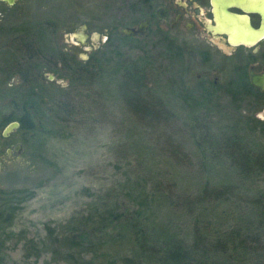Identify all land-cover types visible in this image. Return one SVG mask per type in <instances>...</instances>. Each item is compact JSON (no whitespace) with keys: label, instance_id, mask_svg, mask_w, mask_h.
Instances as JSON below:
<instances>
[{"label":"rangeland","instance_id":"obj_1","mask_svg":"<svg viewBox=\"0 0 264 264\" xmlns=\"http://www.w3.org/2000/svg\"><path fill=\"white\" fill-rule=\"evenodd\" d=\"M129 2L16 0L8 4L0 0V90L20 87L26 78L41 76L50 92L46 101L59 98L62 88H73L78 103L67 121L54 124L53 131L33 136L34 141L25 139L30 131L18 127L4 136V126L0 128V189L30 193L19 203L11 225L0 221V264H66L53 260L48 251L38 258L27 257L25 243L28 239L43 240L48 225H61L83 213L94 198L92 194L114 192L127 178L147 175L142 179L149 184L160 178L168 184L177 182L185 191L211 178V171L214 182L223 181L221 176L232 164L226 157L214 159L205 149H198L196 122L211 125L212 131L238 118L249 122L244 131L252 138L264 133L250 122L264 120V101L243 93L235 100L229 94L232 81L238 77L248 81V67L245 72L237 67L240 55L227 57L206 41L193 39L189 50L180 56L174 33L167 39L154 33L140 40L125 35L122 28L136 23L147 11L131 9ZM41 27L44 34L39 33ZM25 28L35 31L21 33ZM81 32L87 35L84 41L78 38ZM20 35H25L24 44L29 47L21 48ZM209 48L211 57L205 62L202 57ZM114 49L147 63L144 99L158 101L164 113L160 121L145 124L141 118L146 117L131 110L114 93L100 94L102 87L95 88V93L94 88L70 86L67 60L62 57L76 55L86 62L92 54ZM248 50L242 55L244 59ZM260 52L257 69L264 71V42ZM216 78L219 81L214 83ZM10 111V106L2 109L1 116ZM17 142L22 143L23 151L9 153L8 148ZM249 187L254 185L249 183ZM179 222L184 224L187 218Z\"/></svg>","mask_w":264,"mask_h":264},{"label":"trees","instance_id":"obj_2","mask_svg":"<svg viewBox=\"0 0 264 264\" xmlns=\"http://www.w3.org/2000/svg\"><path fill=\"white\" fill-rule=\"evenodd\" d=\"M39 33H45L42 27ZM24 37L18 38L21 48L29 47ZM62 58L67 60L71 87L94 88L95 93V88L102 87L100 94L114 93L131 110L146 117L141 120L147 125L164 114L157 100L144 99L148 65L143 58H131L119 49L92 54L86 62L76 55ZM40 79L26 78L20 87L0 90V128L19 120V128L32 132L25 139L32 141L33 136L53 131L54 124L72 116L78 106L73 88H62L59 98L46 101L50 92ZM237 79L230 83L233 99L239 100L244 94L264 101V90ZM9 106L11 111L1 116V110ZM250 122L264 132V120ZM247 123L237 118L235 123L212 131L209 124H194L200 133L195 138L198 149H205L214 159L230 160L232 165L221 176L223 181L214 182L211 171V178L185 191L177 182L168 184L160 178L149 184L142 179L147 175L127 178L114 192L92 194L94 198L83 213L61 225H48L43 240L28 239L25 255L38 258L48 251L53 260L66 264H264V133L252 138L244 131ZM28 194L25 189H0V221L11 225L19 203ZM183 217L187 218L184 224L179 222Z\"/></svg>","mask_w":264,"mask_h":264},{"label":"flooded vegetation","instance_id":"obj_3","mask_svg":"<svg viewBox=\"0 0 264 264\" xmlns=\"http://www.w3.org/2000/svg\"><path fill=\"white\" fill-rule=\"evenodd\" d=\"M2 1L10 4L6 0ZM129 4L131 9L145 8L147 11H143L138 21L130 25L138 27L140 22H144L146 23L145 32L141 35L135 33L128 36L140 40L154 33L159 34L162 39H167L174 33L173 38L179 42L180 48L179 46L178 48L181 54L189 50V41L193 39L206 41L209 46L215 47L227 57L240 55L241 61L238 63V69L242 68L245 72L248 67V81L258 88L251 82L250 72L252 69L259 71L257 66L264 39L256 44L254 42L263 36L264 23L261 29L255 31L249 26L247 16L231 14L228 9L237 13H245V10L241 8L243 6L246 9L261 10L264 15V0H130ZM250 17L252 24L259 27L261 14L253 11ZM247 40L253 42L247 43ZM247 48H249L248 58L244 59L242 55ZM211 51V49L204 51L206 54L202 58L205 62L210 60ZM218 81L216 78L214 83Z\"/></svg>","mask_w":264,"mask_h":264},{"label":"water","instance_id":"obj_4","mask_svg":"<svg viewBox=\"0 0 264 264\" xmlns=\"http://www.w3.org/2000/svg\"><path fill=\"white\" fill-rule=\"evenodd\" d=\"M8 1L10 4H14L16 0H6ZM240 5V4H239ZM241 6V5H240ZM241 8H243V10H245V13H237V12H234L230 9H228V11L231 13V14H234V15H237V16H247L248 17V21H249V26H251V28L255 31H258L259 29L262 28L263 26V23H264V15H263V12L261 10H256V9H246L245 7L241 6ZM255 12V11H258L260 14H261V24L259 27H255L252 22H251V17H250V13L251 12ZM146 30V23L144 22H140L138 27H134V26H124L122 28V32L124 34H143ZM96 36H98L97 34H95ZM81 40H85V36H87L85 33L81 32L79 33L78 35ZM261 39H264V35L261 36L260 38H258L254 44H256L259 40ZM231 41V40H230ZM240 44V43H239ZM253 45V44H251ZM51 78H53V76H51ZM250 80L251 82L257 86L260 90H264V71H255V70H251L250 72ZM20 126V121L19 120H12L10 121L8 124H6L2 130V134L4 136H8L15 128H18ZM1 146V145H0ZM16 151L18 153H21L23 151V148H22V143L21 142H17L15 143V145L13 147H10L8 148V152L9 153H12L13 151Z\"/></svg>","mask_w":264,"mask_h":264},{"label":"bare ground","instance_id":"obj_5","mask_svg":"<svg viewBox=\"0 0 264 264\" xmlns=\"http://www.w3.org/2000/svg\"><path fill=\"white\" fill-rule=\"evenodd\" d=\"M263 35H264V34H263ZM252 42H253V41H248V40H247V43H252Z\"/></svg>","mask_w":264,"mask_h":264}]
</instances>
